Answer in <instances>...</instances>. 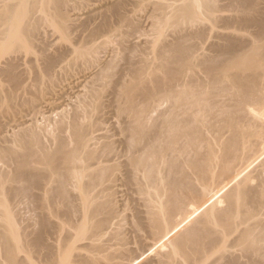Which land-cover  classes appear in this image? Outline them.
I'll list each match as a JSON object with an SVG mask.
<instances>
[{
  "label": "bare ground",
  "instance_id": "bare-ground-1",
  "mask_svg": "<svg viewBox=\"0 0 264 264\" xmlns=\"http://www.w3.org/2000/svg\"><path fill=\"white\" fill-rule=\"evenodd\" d=\"M201 1L202 2L199 3V0H184L175 8L173 15L169 18L168 14L162 12V14L166 16V20L164 19L161 21L160 26L164 23H172L177 19V24L193 27L203 19V16H210L214 23L217 19L216 16H214V12L218 10V6L215 2L216 0ZM231 1L233 4L237 5V7L239 6L240 9L246 11L244 17L241 19L242 23L249 25L254 24L259 27L258 32L251 40L245 42L226 35L224 44L214 45L218 49L217 52L221 55L218 54V57L217 53H215L213 57L212 55L206 57V54L197 55V51L199 50V46L202 45L200 44L202 42L201 40H203L202 37H207V34H202L199 30L197 34L196 31L190 33L188 30L187 32L190 34L186 33V38L183 36L185 33L183 32V34H181L182 37L177 36L178 38L176 37L177 39H174L177 42H173L174 40L172 42L166 41L167 43L162 42V44L164 43L161 45L162 48L160 47V50L158 49L159 51H157L156 56L160 62L154 63L153 66L156 65L158 68L161 66V70H159L160 68L157 69L158 72L165 69V73L162 72V75L157 73L156 66L154 70L152 65H150L152 62L148 63L145 61L147 58H144L142 59L144 62H139V64L142 65L137 64V66L134 65V67L131 68L133 76H130L132 79H127L125 82L122 80L124 83H122L121 86L118 85V82V86H115V88L117 87V89H115L116 93L113 92V95L116 97H114L116 99H114V102L117 101L116 106L118 105V109L116 108L117 111L119 110L118 113H123L129 118L128 121L125 120L127 126L123 130H126L128 133L126 134L125 145L127 142L126 147L130 153L127 156H129L131 152L133 153L130 158L128 157L131 166L129 164L127 165L129 168L132 167L133 170L128 171L129 169L127 168V172H133L130 178L133 179V182L139 181L138 183H140L139 186L141 191L146 188V185L151 189L154 188V191H148L147 194L149 208L148 221L149 225L153 228L155 236H159L162 240L164 238H171V249L167 248L165 243L161 246V248L167 252L169 264H242L243 261L241 257L238 256L240 259L237 256L235 257V253L234 255L230 253V256L229 254H225V252L227 253L226 246H231L232 244L231 242L229 243V239L227 241V238L234 233L238 234L236 235L237 237L234 238V240H236L235 243L241 245V248L237 246L241 250L243 249L244 253L250 257V260L247 259L249 261L244 262V264H264V243H261L264 242V177L263 179L256 178L244 184L245 182H243V180L247 178L248 171H245L244 174L241 175L240 173L236 174V171L233 170L234 164L238 160L244 162L245 159H249V161L251 159L252 161L250 162L253 164L254 161L255 163L264 161V144H254L250 136L258 135V133H251L248 130L254 125V123H252L253 119L264 123V9L259 7L261 0ZM49 2L51 1L7 0L5 7H3L2 4L0 44L2 47L4 44L8 51L7 54L11 55L6 56V54L3 55L1 52L4 57H12V53L17 54L15 51L18 52L19 48L21 50L27 41L36 39L41 27L46 24L55 25L62 33H68L67 29H69L68 22L70 19L69 15H67L68 13L66 14L63 10L65 0H54V4L51 5L50 8ZM29 7L31 8L30 10L28 9ZM32 7L34 8L32 9ZM158 9L161 10V6L158 5ZM33 11L37 12H35L37 17H35L36 15L34 16ZM39 13H41L40 16H38ZM123 20L125 21L127 19L122 17V21ZM107 25L108 21L105 20L103 26L107 27ZM100 30V28L96 29L97 33ZM92 31L94 32V30ZM96 31L94 33H96ZM203 31L206 32L205 30ZM94 33H91V35L93 36ZM194 33L196 35H194ZM190 40H194L195 42L193 43ZM83 44L86 43L83 41ZM89 48L85 45H78V47L74 48V52L77 57H83L84 60L86 59L87 61L88 56L93 52V49ZM222 56H224V58H222ZM15 57L18 56H14L13 58ZM54 57H48L42 62L44 63L42 67L43 65H45V67H40L41 73L39 69L37 75L40 73L43 76L44 73L48 72L47 74L53 78L56 67L60 65L59 59ZM16 61L17 60L14 61V59L7 58V62H5L7 66L5 65V68H0V77L5 76V78L3 77L2 84H6V82L7 84L9 83V89L12 93L9 92L10 94H8H14V96L19 90L22 91V89L28 86H25L26 83L24 84L25 78L20 77L23 76L19 75L21 72L18 71V74L16 73L18 65V63H15ZM37 61H39V59ZM39 63L41 64V61H39ZM158 64L160 66H158ZM108 65L110 64H107V68L104 67V71L101 69L100 74L97 72L98 74L96 73V76L101 75L104 76V78L105 76H110L112 74L110 71H113L114 68L110 69V71L109 68L114 67V64L110 65L112 67ZM197 65L205 68V72L209 77V81L206 79L205 81L209 83L200 81L199 84L196 85V81L192 78L189 79V75L192 72L187 75V71L194 70L193 67ZM65 66L64 64L63 67ZM36 67L39 68L37 65ZM42 69H45L44 72H42ZM194 73L193 76L196 74ZM39 76V79H42V76ZM101 76H98L100 77L99 80L101 78L104 79ZM99 80L97 79L96 81L99 82ZM96 81H94L93 84H95ZM192 81L196 83L193 84ZM1 82L2 79L0 78V99L4 89L6 90V88H8L7 85H5V88L1 87ZM190 82L192 87V89L189 88L190 91L195 89L193 92L197 91L196 94L200 93V97H198V94V96H196V94L193 95L194 93L191 95L198 97V99H200L202 95H205L204 98H201L203 101L202 104L200 103L201 99L198 101V99H195L196 97L194 98L192 96L197 104L200 103V106L204 104L202 108L198 105L201 112L197 109L198 107L195 102L189 103V101H187L188 104L185 103L186 107L185 104H181V106L184 105L185 108L193 107L192 110L190 108V110L184 111L197 110L193 116V123L195 126L191 125L192 123L190 125L193 126V128L188 124L182 126V121L180 122L178 121L179 118L177 120L174 117L171 120H164L162 126L158 124L157 128L160 127V129H155L154 131H156V134L154 135L151 133L153 136L151 135L150 138H147L150 134L147 135L149 130L148 133H146L147 126L144 122L145 115H147L145 119L148 121L149 126L151 124L149 122L148 112L152 107L154 108L156 103L161 101L163 97L164 99H169L171 97L177 98V100H174L177 101V103L181 98L180 101L182 100L183 102L184 99L179 97V95L182 90L189 87L188 83L190 84ZM108 84L106 83L105 85L108 86ZM180 85L181 88L183 87L182 90L179 88ZM93 86H91V89ZM97 87L99 86L97 85ZM108 87H106V89H108ZM101 88L104 91L103 85ZM9 89L8 91H10ZM95 89L98 90L97 88ZM96 90H93L94 92L92 91V96L86 97H91L92 100L90 98L88 100H86L85 97L83 98L87 102L91 100L90 102L85 104L83 100L84 106L82 108L79 107L83 105L82 102H80L81 105H79L80 103L78 104L79 109L77 104L75 106V108L77 107L75 109L76 113L70 111L74 113V116L70 117L73 118L71 121L73 130L71 131H73L72 134L76 137L73 136L75 140V142H73L75 143L74 146H70V141H68L66 137L61 136V134L59 137L58 135L56 136L58 142L55 141L57 143L56 147L52 145L55 149L52 148V146L49 148L54 149L51 151L46 148L49 147L48 145L45 147V144L42 143L43 140H41L42 136L40 137V133L33 132L32 130L26 133L23 130L24 133H18L19 135L16 134L17 139H15L17 142L13 137V142L17 144L15 145L13 143L15 147L13 145H5L6 149L3 150L1 148L3 151H0V157L6 159L8 162H13L15 168L13 173L0 175V264H102L100 261L101 256H99L100 258L98 259V255L96 252L94 253V244L105 231L107 232L108 228H112L113 215L115 213L107 211V209L111 208V205H113L112 198L109 200L110 196H106V200L104 198L105 196L101 197L102 195L110 194H102L103 191L101 192L99 189L96 190V188L104 190L102 183L105 184V180L107 179L109 180L106 181L107 184H111L113 179L110 178H113V173H116L114 170L112 173L111 169L117 166L113 167V163H111V167L109 163L110 159L107 160V157L103 158L105 155L103 156V154L100 153L99 156L97 149L95 152L87 148L90 142L89 136L94 130L93 126L95 123L93 124L92 121L89 122V119L86 121L87 117L85 115H87L88 112V115H90V113L93 114L91 111L94 112L102 108L103 102L101 100L104 98L100 96L101 91H99V94ZM184 92H186V90ZM187 93H185V95L187 94V99H189L191 96L188 91ZM8 94L6 93V98H10ZM226 96H230L231 98L235 97V99L239 101L238 105H236L237 102H234L235 99L232 100L229 97L232 103L234 102V105H236L235 112H232L234 110L231 111V109H233V107L230 108L231 105L229 108L227 107L231 101L227 103V105L225 103H220L222 101L221 97L224 99ZM229 98L228 100H230ZM178 105L179 104H177V106ZM194 105L196 107L195 110ZM178 107L180 108V106ZM151 110L153 111V109ZM242 110H245L247 114H245L246 112H240L239 114L238 111ZM198 111L200 114L203 113V116H197L196 112ZM192 114L189 115L191 116ZM221 114L225 117L222 118ZM219 115H221V119ZM126 116H124L125 119ZM91 117L93 116L91 115ZM212 117L217 119V123L215 120H213L214 123L210 121ZM90 120H92V118ZM220 120H223L222 122L225 121V124L222 122H219L222 125L218 124ZM60 121L61 122L58 121V123L65 124V127L60 124L65 129L67 122L65 123L61 119ZM68 123L70 124L69 121ZM153 125L151 127L154 129ZM217 127H219V135L220 133L223 135L222 132L225 130L231 131L233 135H231L229 140H225L224 136L210 139L205 135L206 131L214 130ZM70 129L72 128L70 127ZM62 130L63 129H61V131ZM72 134H70V136ZM203 143H205L207 149L204 150L205 152L203 151ZM252 144H254L256 148H253ZM217 146H219V150L221 148L223 150L222 159L218 157L221 152H219L220 154L218 153L219 150L217 151ZM246 146H251L254 154L247 153V155L245 154V156H243V147ZM111 148L109 150L113 152ZM200 149H202V152ZM109 152L110 151H108L107 154ZM109 155L111 154L109 153ZM187 155L189 158L186 157ZM190 156L192 157L190 158ZM100 157L103 159H100ZM101 160L103 163L107 162L109 165L106 164L107 166L105 167L102 162H100L102 163L100 165L96 163L97 161L99 163ZM94 161H96L95 163L99 168L101 166L102 168L99 169L96 166L97 168L93 169L95 167L93 164ZM249 163L247 165H249ZM219 165H221V169L218 172L217 167L220 168ZM117 170L116 168V171ZM141 173H143V177ZM216 174L220 177L218 178ZM129 176L130 175L127 177ZM140 177H145L144 179L146 182H144V185H141L143 180L141 181L142 178ZM210 177L211 179L209 180L208 178ZM217 178H221V180L223 179L225 182L219 180L223 183H214L217 182L214 181L210 184H214L215 187L214 185L209 186V182H206V179L212 182ZM6 182H9L8 187L5 186V184L1 186V183L3 184ZM99 183H101V187H97ZM109 184L105 187V190L108 192L111 188ZM222 184L226 185L223 186ZM108 187L109 190H107ZM76 190H78V192ZM75 191L77 193H75ZM106 191L104 192L108 193ZM22 202H24V204L25 202L29 204L27 207H29L28 209H31V211L33 210L34 214H36V212L38 213L37 218L39 219H34L36 221L35 224H31V222H27L22 218L27 222L25 224L19 218L22 216H20L21 214L19 212L17 213V211L20 206L19 204ZM33 216L30 218L33 219ZM35 217L36 215L34 218ZM37 224L39 226H37ZM68 224H72L74 227L72 226L70 228ZM32 225L38 228H32ZM67 226H69L70 229L75 228V230H77V232H75L77 235V240H75L76 243H79L78 241H80V243L81 241L85 242L78 246L73 245L70 241L72 237H70V239L67 238L68 233L71 231L66 235L64 233L69 230ZM114 229L117 230V228ZM114 229L112 230L113 232ZM119 229L121 228H118L117 231H119ZM117 231L114 234H116ZM72 234L70 235L72 236ZM114 234L112 238L123 236L122 232H118L116 234L117 236ZM71 240H73V238ZM67 243L73 246L70 249L69 245L68 248L70 250H66V246H68ZM235 245H232V247H235ZM97 247H100L99 244ZM83 250L90 254L93 252L97 256H91L93 253L87 256ZM248 256L244 257L249 258ZM113 259L114 257L112 260ZM109 260H111L110 257ZM111 262L109 261L108 264H125L116 261Z\"/></svg>",
  "mask_w": 264,
  "mask_h": 264
},
{
  "label": "rangeland",
  "instance_id": "rangeland-1",
  "mask_svg": "<svg viewBox=\"0 0 264 264\" xmlns=\"http://www.w3.org/2000/svg\"><path fill=\"white\" fill-rule=\"evenodd\" d=\"M3 1L4 0H0V13H1L0 19H1L3 7H5V5H6L5 3L7 2V0H5L4 2ZM49 1H51V2H49V8H50L51 5L54 4L53 3L54 0H49ZM183 1L184 0H67V1L65 0V6H63L64 9L63 8L62 9L65 11L66 14L68 13L67 15H69L70 20L68 22L69 23V29H67L68 33H66V34L62 33L61 30H59L57 28V26H55V25H51V24L47 25L46 24V25L41 27L40 32L38 33L36 39H34L33 41H27L24 44L23 48H21V50L19 48L18 49L19 51L17 50L18 52L15 51V53H17V54L12 53V57H10L11 56L10 54H7L8 51L5 47V45L3 44V47H2V45L0 44L1 45L0 50L4 49L3 51L2 50L0 51V68H2V67L5 68V65H6L5 62H7V58H11L12 60L14 59V61L17 60L15 62V63H18L17 69L15 68L16 73L18 71L21 72L19 75H23V76H20V77H24L25 78V81L23 80L24 84L26 83L25 86L28 85L27 87H25V89H22V91L19 90L21 92L18 91L19 92V93L17 92L18 95L17 94H15V96H14V94L9 95L10 93H12V91L9 89V85H8L9 83L7 84V82L4 80L6 82V84H2L5 76L0 77L2 79L1 87L5 88L6 87L5 85H7V87H8V88H6L7 92L5 89H4V92L2 91L3 95L1 94V99H0V151H3L4 149H6L5 145L6 146L7 145L8 146L13 145L15 147V145H17L16 144V142H17L16 134H18V133L20 134L22 132L24 133V131L27 133V131L30 132V130H32L33 132L40 133V137L42 136L41 140H43L42 143L45 144V145L43 144L45 147L48 145L49 147H46L48 149L52 145H55V147H56V144H57L56 142H58L56 136L58 135V137H59L61 134H62L61 136L66 137L67 140L70 141L69 142L70 146H74L75 143H73V142H75V140H74L75 136H74V134H72L73 131H71V130H73V127L71 124V121L73 120V118H70V117L74 116V113H76L75 109L79 105H81L80 102H82L84 100V102L86 104L92 100L91 97H88V98H86V97L90 96V95L92 96V91L96 90L95 88L98 89L96 91H98L99 94H100L99 91H101L100 96L104 97L101 100L103 102L102 108H100L97 111H94L95 113L93 111H91L93 114L90 113V115H88V113H89L88 112L87 115H85L87 117V118L85 117L86 121L89 119L88 120L89 122L92 121L93 124L97 123L96 126L94 124V126H93L94 130L92 131V133H90V136H89L90 142H89L87 148L88 149L90 148L91 149V150L89 149L90 151H95V152L97 149L99 156H100V154H103V156L105 155L103 158L107 157L106 158L107 160L110 159L111 162L109 161V163H110L111 167H112V165H113V167L117 166L116 167L118 169L117 171H116V168L111 169L112 173H113V170L116 172L115 173L116 175L113 173V175H112L113 178H110V179H113L114 181L112 180L111 184L108 183L111 187L110 190H109V187L107 189V190H109V192L105 190L106 189L105 187H107V185H108L106 182V181H109L108 179L105 180V184L102 183L103 184L102 187H104V190L103 189L100 190V188H96V190L99 189V191H101V192L103 191L102 194L103 193L104 194H110V195H102L100 192V194L102 195L101 197L105 196L104 198L106 200H107L108 196H110V199L108 198L109 200H111V198H112L113 205H111V208H108L107 211H112L115 214L113 215L114 218H113V222H112L113 226L111 225L112 228L111 227H110L111 229L108 228L107 232L105 231L103 233V235H101L99 237V240L96 241L94 244V253L96 252V254L98 256L96 254H94L93 252H92L93 254L91 253L92 254L91 255L89 252L83 250V251H85L87 256L88 255L89 256L90 255L91 256L96 255L98 259L100 258L99 256H101L100 261L102 262V264L103 263L108 264L109 261L110 262L116 261V262H119V263L121 262V263H125V264H169L167 252L163 248H161V246L163 243H165L167 245V248L171 249V243H170L171 238L170 237L168 239L164 238L162 240L159 236L158 237L155 236L153 228L151 227V225H149V221H148V218H149L148 217V215H149L148 209L149 208H148V202H147V194H148V191H152L154 188L151 186L153 188V189H151L149 186L147 187V185H146V188L143 191H141L140 186H139L140 183H138L139 181H137V182L135 181L136 182L135 183V182H133V179L130 178L133 172H127L128 169H129L128 171L133 170L132 167L129 168V166L127 165V164L130 165V162H129L130 159L128 160V157L130 158L131 154H133V153L131 152V154L129 156H127L130 153V152H128V150H127L128 148L126 147L127 142L125 145V140H126V136H127L126 134H128V133L126 130H123L127 126L125 123H126V121L129 120V118L123 113L122 114L118 113L119 110L117 111L118 105L116 106L117 101H115L116 103L114 102V99L116 97H115V95H113V92H115V89H117V87L115 88V86L118 84V82H119L118 85L121 86L122 83L127 81V79H129V80H130V78L132 79V77L130 76V75L133 76V73L131 72V68H133L134 65L137 66V64L142 65V64H139V62L140 61L144 62V60H142L144 58L145 59L147 58L145 61H147L148 63L149 62L153 63V64L151 63L150 65H152V68L155 70L154 67L156 65L155 66H153V65H154V63L160 62L157 59L156 53H157V51L160 50L161 45H163L166 41L172 42L177 36L178 37L181 36V34H183V32H185L183 35V36H185V38L187 36L186 33H188V32L193 33L196 31V34H197L201 31L202 34H207V37L206 36L202 37L203 38V40H201L202 42L198 41L199 39L197 40L198 42H201L200 44H202L198 48L199 50L197 51V55L206 54L207 55L206 57H208V55L209 56L212 55V57H213V55L215 53H217V56L219 57L218 54H220V53L217 52L218 49L214 45L224 44V42H225L224 38H226L225 37L226 35L231 36L232 38H237L239 40L248 42V40H251L259 30V27L254 25V24L249 25V24H244L241 22V19L244 17L246 11H244L243 9H240L239 6L237 7V5L233 4V2L231 0H216L215 1L216 5L218 6V10L214 12V14H215L214 16H216V18H217L214 23L212 22L210 16H203V19L199 23H196V25H194L193 27L192 26L186 27V26L177 24V22H178L177 19H176L177 22L173 21L172 23H164L162 26H160V22L163 21L164 19L166 20V16L164 14H162V12L168 14V18L171 17L173 15L175 8L178 5H180ZM66 2H67V4H66ZM201 2L202 1L199 0V3H201ZM2 4H3V7H2ZM158 5L161 6V8H162L161 10L158 9ZM259 7L261 9H264V0L260 1ZM33 8L34 7H32V9ZM28 9L30 10L31 8L29 7ZM35 12L36 11H33L34 16L36 15L35 17H37V14H35ZM40 14L41 13H39L38 16H40ZM122 17L127 19V20L122 21ZM105 20L108 21L107 27L103 26L105 23ZM173 20H175V19H173ZM98 28H100L101 30L97 33L96 29H98ZM92 30H94V32L96 31V33L98 35L96 33H94ZM198 30H199V32H197ZM203 30H205L206 32H204ZM90 32L92 34L94 33V35L92 36ZM190 33H188V34H190ZM196 34L194 33V35H196ZM96 35H97V37H96ZM162 39H164V40H162ZM86 40H87V42H86ZM83 41L86 44H83ZM190 41H192V40H190ZM162 42H164V43L162 44ZM173 42H177V41L174 40ZM192 42L194 43L195 41L193 40ZM91 44H92V47H91ZM78 45H85L87 48L90 47L89 49H91V48L93 49L92 50L93 52H91L92 54L88 56L87 61H86V59L84 60L83 57H77L76 56V53L74 52V48L78 47ZM93 45L95 48L93 47ZM29 47H31V48H29ZM30 49H32V50H30ZM4 51H5V53H4ZM133 51H135V52H133ZM1 52L3 53V55L6 54V56H8V55H10V56L4 57ZM14 56H18V57L13 58ZM54 56H56V57H54ZM62 56H65V57H62ZM203 56H205V55H203ZM48 57H54V58L59 59V64H60L59 66L60 67L59 66L56 67V69L53 73V75H54L53 78L49 74H47L48 72H47L46 68L45 69H46L47 73H44L43 76H42V74H40L41 73L40 67H42V64H44L42 62H44L46 60V58H48ZM40 58H41V60H40ZM222 58H224V56H222ZM38 59H39V61H41V64L39 63V61H37ZM220 60H221V56H220ZM63 63L66 65L65 67H63L64 66ZM35 64L37 66H39V68H37ZM107 64H110V65L114 64L113 65L114 67L108 65L109 67H112V68H109V71H110V69L114 68L113 71L112 70L110 71V73L112 72V74L110 76H105V78H104V76H101V75L96 76L97 72L100 74L101 69H103V71H104V67L107 68ZM131 64H132V67H131ZM104 65H106V66H104ZM158 66H160V65L158 64ZM44 67H45V65H43L42 68H44ZM159 68L156 66L157 73H160V75L165 73L164 68H163L164 70H162L161 72H158L157 69L161 70V66ZM193 68H194V70L190 69L191 71H189V70H188L189 72L187 71V75L192 72L189 75L190 76L189 79L192 78L194 81H196L197 82L196 85H198L200 81H202V82L205 81V79L209 81V77L207 76V73L205 72L206 71L205 68H202V66H199V65H197ZM45 69H42V72H44ZM38 70L40 71V73L37 75V72H39ZM193 73L195 74L194 76H193ZM39 75L42 76L41 77L42 79H39L40 78ZM48 75L50 78L48 77ZM95 76L96 77L101 76L104 79L101 78L102 80L101 79L99 80L100 77L96 78ZM195 77H196V79H195ZM36 79H37V81H36ZM97 79L99 80V82L96 81ZM124 79H126V80H124ZM187 79H188V76H187ZM40 80L41 81L43 80V81L41 82ZM94 81H96L97 83L95 82V84H93ZM208 81H205L204 83H206ZM196 82L192 81L193 84H195ZM106 83L107 84L109 83L111 85L108 84V86H109L108 87L107 85H105ZM96 84L100 88L103 85L104 91L102 88L100 90V88L97 87ZM93 85H95L96 87ZM104 85L106 87H108V89H106V87ZM188 85H189V87L188 86H185V87H188L187 89H189V88L192 89L191 82H190V84L188 83ZM91 86H93L92 89H91ZM110 86H112L114 88H112ZM195 87H197V86H195ZM179 88H181V85L179 86ZM8 89L10 91H8ZM182 89H183V87L181 88V90ZM187 89L185 88L186 92H184L185 90H182L183 92L181 91V93H183L184 96L181 93H180V95H182V96L179 95V97H182L184 99V101H183L184 103L182 102V100L180 101L181 98L178 100L181 103H179V102L177 103V101H174V100H177V98L171 97L172 99L171 98H169V99L165 98L164 99V97H163L161 99V101H158V103H156V105L154 107L155 109L153 107L151 108V109H153V111L150 109V111L148 112L149 113L148 118L150 119V120L149 119L148 120L151 124V125H149L150 127L148 126V124H149L148 121L145 119V118H147L146 117L147 115H145V118H144L145 121L144 122L147 126V129H146L147 132L146 133H148V130H149V133L147 135L150 134L149 136L146 135L147 138H150L151 135L153 136V134L154 135L156 134L155 133L156 131H154L155 129L156 130L160 129V127L157 128L158 124L162 126V122L164 123V120L165 121H167V119L171 120L174 117L177 120L179 118L178 121H180V122L182 121V126H185V124L190 125L191 123H192L191 125H194L193 116H194L195 111H197V110H195V108H196L195 105H194L195 111H184V110H188V109L190 110V108H191V110L193 109V107L191 105H190L191 107L185 108L186 104H188L187 101H189V103L195 102L194 100L198 99V97H200V95H199L200 93L199 94L197 93L199 95L198 96L196 94L197 91L193 92V91H195V89L193 91L192 90L190 91V89L189 90H187ZM118 90H119V87H118ZM0 91H1V89H0ZM89 91L91 92V94ZM187 91L190 93V96H191V97H189V99H187V96H186L188 94ZM5 92L7 94L10 92L8 94V96H10V98L9 97L6 98L7 95ZM102 93H104V94H102ZM185 93H187V94L185 95ZM191 94H193V95L196 94V96H198V97L193 96ZM79 95H80V97H79ZM192 96L194 98L195 97L196 98L194 99ZM84 97L86 100H88L89 98L91 100H89L87 102V101H85V99H83ZM202 97L204 98L205 95H202L201 98ZM219 97H218V99H219ZM223 97H221L222 101L220 103L221 104L225 103L227 105V103H229L231 101V103L228 104L227 107L229 108V106L231 105L230 108L233 107V109H231V111L234 110L232 112H235L236 105H238L239 101H237V99H235V97L234 98L230 97L232 100L235 99L234 102L235 101L237 102V104L234 105L235 103L234 102L232 103V100L229 97L226 96L224 98L225 100L223 99ZM191 98L193 99V101ZM228 98L230 100H228ZM200 99H198V101ZM219 100H216V101H219ZM224 101H226V102H224ZM202 102L203 101L201 99L200 103L202 104ZM200 103L199 104L196 103V106L198 107L197 109H199V111H200V108H199ZM76 104H77V107L75 108ZM82 104H83L82 106H79L80 108H82L84 106L83 102H82ZM114 104H115V106H114ZM157 104H158V106H157ZM177 104H179L178 106H180V108L177 106ZM181 104H185V107H184V105L181 106ZM232 105H234L235 107ZM203 106H204V104H203ZM203 106L201 105L200 107L202 108ZM79 107H78V109H79ZM70 111L74 112V113L72 112L73 115ZM98 111H100V112H98ZM198 112H196L197 116H199V115H200L199 117L203 116V113L200 114L201 111L199 113ZM238 112L240 114V112L245 113L246 111L242 110V111H238ZM188 113L192 114V115L190 116ZM65 114H66V116H65ZM120 114L123 116H121ZM245 114H247V112ZM91 115L93 117H91ZM221 115H219L220 119H221ZM241 115H242V113H241ZM61 116H62V118L63 117L64 118L62 119ZM124 116H126V119ZM215 117H216V115H215ZM224 117L222 115V118H224ZM251 117H252V115H251ZM65 118H66V121H65ZM91 118H92V120H90ZM60 119L63 120L65 123L67 122L65 129H64L65 124L63 125L62 123H58V121L61 122ZM97 120L100 123H98ZM213 120H215V122L217 123L216 118H213V117H212V119L210 118V121H212L214 123ZM68 121L70 122L71 126L68 123ZM222 121L221 120L218 121V124L222 125L221 123H219ZM151 122H153V123H151ZM222 123L225 124V121ZM252 123H254V125L252 126V128L250 127L248 130L251 133H258V135H251L250 136L251 141L256 145L258 143L264 144V123H262L261 121H256V119H253ZM60 124H62L64 127L61 126ZM152 125H153L154 129L151 127ZM155 125H156V127H155ZM60 127H62V128H60ZM70 127L72 129H70ZM191 127L193 128V126H191ZM148 128L152 129L153 132H152V130H150ZM61 129H63V130L61 131ZM218 129H219V127L215 128L214 130L212 129L210 131H206L205 135L207 137H209L210 139L211 138L215 139L216 137H223L224 136L225 140H229L231 135H233V133H231V131H228V130H225L224 132H222L223 135H221V133L219 135ZM151 133H153V134H151ZM70 134H72V135L70 136ZM13 137H14V140L16 142H13L14 141ZM69 137L71 138V140ZM54 142H55V144H54ZM254 144H252V146H253V148H256V146ZM203 145H204V148H203V151H204L206 149L205 143H203ZM55 147L52 146V148H54V149H55ZM201 147H203V146H201ZM217 147H218V149H217ZM217 147H216V149L218 151L219 146H217ZM52 148L49 150H51V151L54 150ZM110 148L113 150V152H111V150H109ZM200 150L202 152V149H200ZM221 150H222V148L218 151V153L221 152V154L219 153L220 155L218 154L219 155L218 157H220L222 159L223 150L222 151ZM108 151H110L109 153L111 155H109V153L107 154ZM247 153L254 154L253 149H251V146L243 147V156H245V154L247 155ZM108 155L110 158L108 157ZM193 155H194V152H193ZM186 157L189 158L188 155ZM191 157L192 156H190V158ZM103 158L100 157V159H103ZM3 159L2 158L0 159V172H1L0 175H7L6 173H8V174L13 173L14 168H15V164L11 161L8 162V161H6V159H4V160ZM250 161H252V160L250 159ZM250 161H249V159H245L244 162L238 160L237 162L235 161L236 163L234 164L233 170L236 171L235 172L236 174L240 173L242 175V174H244L245 171H248L247 172L248 173L247 178L243 180V182H245L244 184H246V182L249 183L256 178H260V179L262 178L263 179V177H264V161L258 162V163L257 162L255 163V161H254V164L251 163ZM95 162L96 161L93 162V164L95 166V167L93 166L94 167L93 169L98 167L97 164L100 165L103 163L102 160L99 161V163L97 161L96 162L97 164ZM100 162H102V163H100ZM111 163H113V164L111 165ZM248 163H249V165H247ZM103 164L105 165V167L107 165H109L107 162H105ZM221 165H219L220 168L217 167L218 172L221 169ZM100 168H102V166ZM99 169H97V170H99ZM2 172H4V173H2ZM127 173H130V174H127ZM142 174L143 173H141V175ZM128 175H130V176L127 177ZM114 176H115V178H114ZM142 177H143V175H142ZM142 177H140V178H142ZM217 177L219 178L220 176L217 175ZM144 178L141 179V181L143 180L141 185L142 184L144 185V182H146V180ZM215 178H216V176H215ZM208 179L210 180L211 177ZM208 179H206V182L207 181L209 182V186H213L214 184L213 185H210V184H212L214 181H217L214 183H219L220 181L223 180V179L221 180V178L218 180L212 179L213 181L211 180L212 182H210ZM224 179H225V177H224ZM223 182H225V180H223ZM223 182H220V183H223ZM8 183L9 182L3 183V184L1 183V186L5 184V186L8 187V185H9ZM100 184L101 183H99V185H97V187L100 186ZM104 185H106V186H104ZM225 185H223V186H225ZM214 187H215V185H214ZM149 189H151V190H149ZM76 191L78 192V190H76ZM76 191H75V193H77ZM104 191H106L108 193H105ZM80 193H82V192H80ZM105 199H103V200H105ZM22 203L19 204L20 206L18 205L19 206L18 211H17V207H16L17 213L19 212L21 214L20 216H22L19 218L25 224L28 221L31 222V224H35V222H36L35 220L39 219V218H37L38 213L35 211L36 214H34L33 210H32L33 211L32 212L31 209H28L29 207H27V205H29V204H27L26 202H25V204H24V202H22ZM33 214H34V216L36 215L35 218H34ZM32 216H33V219L30 218ZM22 218H24L27 222H25L24 219H22ZM263 218H264V215H263ZM30 219L31 220L35 219V220L31 221ZM37 226H39V225L37 224ZM69 226L71 228L73 225L71 224ZM69 226H67V228H69ZM32 228H38V227H36L35 225L33 227V225H32ZM70 228H69V230L66 229L68 231L64 232L65 235L69 231H71L70 233H68V235L73 233L76 237L72 234V236L67 235V238H69V239H70V237L73 238V240H71L72 238L70 239V241L73 243V245L78 246L79 244L80 245L83 244V242H85V241H83V242L81 241V243H80V241H78L79 243L75 242V240H77V235L75 233V232H77V230H75V228L74 229L73 228L70 229ZM114 228H117V230H118V228H121V229H119V231H117ZM241 228H242V226H241ZM113 229H114V232L112 231ZM115 230L117 231V233L122 232L123 236L121 235L122 237L112 238L113 234L116 232ZM120 230H122V231H120ZM116 234H114V235L117 236ZM236 235H238V234L234 233V234H231L230 236H228L227 241L229 239V243L231 242L232 244H231V246H228V245H227L228 247L226 246L227 253L225 252V254L226 255L229 254V256H230L231 254L234 255V253H235L234 256L235 257L240 256L241 260L243 261L242 264H244V262H247L250 260V257L246 253H244L243 249H242L243 251L240 249L242 247L241 245L235 243L236 240H234V238L237 237ZM115 238H117V239H115ZM119 238H120V240H119ZM233 240H234V242H233ZM67 242H69V241H67ZM70 243H69L70 247H69L68 243H67L68 246H66V247L67 248L69 247L71 249L73 246L71 245L72 243L71 244ZM261 243H264V242H261ZM98 244L100 247H97ZM232 245H235V247H232ZM67 248H66V250H70L69 248L68 249ZM97 248L100 250H98ZM97 251L99 254L97 253ZM241 251H242V253H241ZM87 253H89V254H87ZM240 253L242 254L243 257L241 256ZM215 256H217V255H215ZM244 256H248L249 258H246ZM109 257L111 260H109ZM113 257H114V259L112 260ZM247 259H249V260H247ZM186 264H189V263H186Z\"/></svg>",
  "mask_w": 264,
  "mask_h": 264
}]
</instances>
